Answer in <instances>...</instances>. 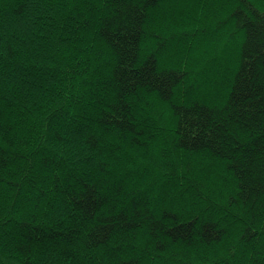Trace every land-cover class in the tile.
I'll return each mask as SVG.
<instances>
[{
  "label": "trees",
  "instance_id": "obj_1",
  "mask_svg": "<svg viewBox=\"0 0 264 264\" xmlns=\"http://www.w3.org/2000/svg\"><path fill=\"white\" fill-rule=\"evenodd\" d=\"M0 264H264V0H0Z\"/></svg>",
  "mask_w": 264,
  "mask_h": 264
}]
</instances>
